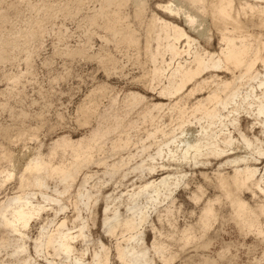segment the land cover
Wrapping results in <instances>:
<instances>
[{"label": "rangeland", "instance_id": "obj_1", "mask_svg": "<svg viewBox=\"0 0 264 264\" xmlns=\"http://www.w3.org/2000/svg\"><path fill=\"white\" fill-rule=\"evenodd\" d=\"M253 3L264 8L260 0L233 4L236 11L246 9L241 16L249 18L246 27L264 36L259 19L247 10ZM168 5L183 12L187 7L181 0H0V264H72L61 263L47 238L62 224L63 233L74 231V224L76 232L82 221L91 226L87 236L93 242L76 239L75 255L94 264L102 239L110 248L109 264H124L116 257L115 241L102 234L104 203H96V193L117 196L162 175L149 171L158 163L149 158H156L155 147L141 148L152 145L146 134L154 130L142 126V115L152 105L169 103L162 90L196 52L220 48L214 32L197 39L185 16L171 13ZM178 30L186 33L180 52L187 51L188 37L195 40L190 55L170 53ZM164 125L159 140L178 129L174 119ZM121 143L128 151L115 154ZM80 148L95 162L106 157V164L80 165ZM128 153L134 157L122 164ZM213 166L186 169L191 186L179 188L169 213L152 216L163 249L152 248L155 235L147 227L145 259L131 264H264V234L238 226L215 186L218 165ZM81 188L94 194L89 206ZM241 196L254 210L261 205L246 191ZM215 198H221L214 205L218 218L204 231L201 213ZM26 204L40 213L20 235L6 221ZM260 221L264 229V217ZM185 229L192 231L190 242Z\"/></svg>", "mask_w": 264, "mask_h": 264}, {"label": "bare ground", "instance_id": "obj_2", "mask_svg": "<svg viewBox=\"0 0 264 264\" xmlns=\"http://www.w3.org/2000/svg\"><path fill=\"white\" fill-rule=\"evenodd\" d=\"M181 1L187 5L186 11L173 5H168L166 9L171 13L175 12L177 16L182 13L190 29L197 34V39L208 38L214 32L220 48L216 52H196L189 67L180 68L174 74L170 86L162 90L161 95L167 97L169 103L152 105L142 115V126L148 125L149 128L154 127V130H148L146 134V140H152V145L147 147L142 143L141 148L147 150L155 147L156 158H149L158 163L149 171L159 170L162 175L139 187L128 186L125 192H120L117 196H114L115 191L112 194L96 193V203L99 200L104 203L100 226L102 234L115 241L116 257L124 264L145 259V252L148 250L147 227L155 235L152 248L158 252L163 249L164 242L158 239V235L162 236V233L152 216L160 212L169 213L171 206L177 202L174 195L179 188L191 186L187 180V168L192 171L210 168L214 163L218 165L214 169L217 182L215 186L229 201L236 223L242 230L248 228L258 232V235L264 234L260 221L264 217V36L246 27L244 22L249 18L241 20L242 11L246 9L236 11L234 0ZM247 10L250 16L254 14L259 19L258 24L264 30V19L261 22L260 13L264 8L253 3ZM184 38L186 33L178 30L175 44L170 48V53L175 57L185 53L190 55L191 46L196 45L195 40L188 37L185 44L187 51L180 52L178 47ZM169 119L178 122V129L159 140V128L165 126ZM246 120L248 122L244 125ZM127 145H117L115 154L123 151L126 153ZM76 152L77 157L83 159L80 165L106 164V157L95 162L88 158V152L84 149H76ZM133 157L132 153H128L127 158L121 157V163L125 164ZM226 169L232 173H225ZM61 173L70 177V173L66 171L62 170ZM245 191L255 199L262 200L261 205L256 207L257 210L242 198L241 194ZM79 193L83 196L85 205L89 206L94 194L83 188ZM220 199L208 200L205 204L200 220L204 231L209 229L215 217L218 218L214 205ZM75 204L76 207L83 205L82 201ZM28 205L20 206L15 210L13 218L6 221L7 226L20 235L40 213L39 210L29 209ZM122 207L124 212L120 210ZM74 226L72 227L76 229L77 225ZM90 227L87 221H82L76 232L71 228L63 233L62 224L47 238L46 245L53 248L61 263L87 264L84 258L75 255V240L82 238L85 243L93 242L87 236ZM93 227H96L95 222ZM182 233L187 241L193 239L191 230L185 229ZM98 240L101 251L94 252L92 263L109 264L110 248L104 245L102 239ZM41 247L42 244L36 245L37 249Z\"/></svg>", "mask_w": 264, "mask_h": 264}]
</instances>
